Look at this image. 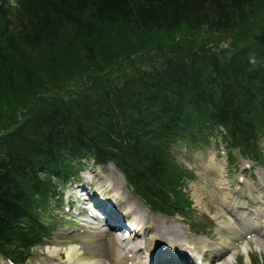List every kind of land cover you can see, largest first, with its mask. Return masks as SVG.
Segmentation results:
<instances>
[{"label":"trees","instance_id":"obj_1","mask_svg":"<svg viewBox=\"0 0 264 264\" xmlns=\"http://www.w3.org/2000/svg\"><path fill=\"white\" fill-rule=\"evenodd\" d=\"M260 1L17 0L15 9L0 4V249L6 257L18 261L41 240L40 218L27 210L46 201L52 177L76 174L77 158L114 161L140 197L170 211L172 206L165 209L160 202L168 204L174 196L180 205L184 179L170 155L175 141L195 144L210 128L222 126L231 146L254 151L264 126V27L256 32L251 23ZM183 24L210 33L242 30L246 37L256 30L234 53L242 40L225 52L198 45L190 57L169 58L152 71L134 70V76L81 100L67 101L75 92L52 74L84 68L75 73L83 75L109 65L101 58L107 48L112 53L108 44L130 29L170 32ZM145 40L130 55L116 52L114 60L155 43ZM84 77L77 85L86 89L93 77L90 72ZM55 89L61 92L51 95ZM80 93L75 97L89 88ZM32 95L39 96L38 103L37 98L28 103L35 107L19 123L14 105ZM4 104L11 113L1 111ZM22 208L25 221L16 224Z\"/></svg>","mask_w":264,"mask_h":264},{"label":"rangeland","instance_id":"obj_2","mask_svg":"<svg viewBox=\"0 0 264 264\" xmlns=\"http://www.w3.org/2000/svg\"><path fill=\"white\" fill-rule=\"evenodd\" d=\"M255 16L251 19V23L255 22V26L257 27V31L259 32L260 29L264 27V0H261L260 3L258 2L255 6ZM260 18V19H259ZM249 25V24H248ZM254 26V27H255ZM134 29H130L127 33H122L123 37L121 36H115L119 42L115 43L114 41L110 42L108 44V47L112 53L109 52L107 48V54L103 55L101 58L105 60H109L111 63L109 65L104 66L102 69H89L86 70L83 75H75L76 72L81 71L79 69H76L75 73H72L68 71V68L59 70L58 72L52 71V74L56 77H60L58 80H63L64 86L70 87L72 91H74V95L67 94V101H69L70 97L72 96L75 100H81L83 99L84 95H97L102 88H104L109 82L115 83H121L123 80L131 75L134 74L133 70L142 69L149 64L151 60H157L158 62H161V57L166 55L167 53H170L172 50L179 51L180 53L184 55H192L195 53V50L198 49V45L204 46L203 44H207L210 47L214 49L215 52L217 51H226L231 49L234 45L238 43V41H241L238 45H236V48L233 49L232 53L239 50L242 46L246 45L247 42L251 41V38L255 32V28L251 29L250 34L248 37H246V34L242 30L236 31L233 34L229 33H221V32H207L205 30L201 31H193L190 30L188 26L183 24L181 27L172 30L170 32L168 31H154V33H141V32H135ZM244 34L243 36L236 37L237 34ZM121 34V35H122ZM236 37L237 42L235 44H232L234 42V38ZM250 41H247L249 40ZM149 40L151 43L156 42L159 46H166L168 47L167 51L161 52L160 57L155 53L151 54L150 57L147 56V51L140 52L135 55H131L130 58L118 61L116 62L114 60V56L118 53H121L122 55H126L128 52L133 50L139 46L142 42ZM111 40V39H110ZM129 40V41H128ZM130 42V44L128 43ZM136 50V49H135ZM129 54V53H128ZM130 55V54H129ZM230 56V55H228ZM149 58V59H148ZM112 61H114L112 63ZM115 65L114 69L112 71H109V67L111 65ZM92 65V64H91ZM82 68V66H81ZM50 70V69H48ZM52 70V68H51ZM87 72H90V76L93 77L92 81L93 83L91 86H87L86 89L89 88V93H83L81 97H75L79 96L81 93L80 91H84L86 89L82 88V85L77 84H83L84 76ZM59 89H55V91H51V95H56L57 93H60L58 91ZM37 98V99H36ZM39 96L32 95L31 97L23 98L21 99L18 104L14 105L16 108H18L17 113V119L20 118L21 123L26 118V112L29 110L30 107H35L36 103H38ZM36 99V100H35ZM35 100L34 105H28L29 102H33ZM4 102V100H2ZM1 102V104H2ZM5 103V102H4ZM27 106V107H26ZM24 107L25 109L20 110L19 108ZM1 111H5L7 114L11 113V109L8 108L7 104H4L3 108H1ZM4 113V112H3ZM25 114V115H24ZM220 136H222L219 132ZM184 147L181 146L180 149L177 151L174 149L173 152V159L174 161L179 164L182 168H191L198 176L197 180L195 179L192 183H189L188 190H190L192 198L196 205V210L198 211L196 213L189 214L187 219L189 221V224L193 228H199L202 229L207 233L208 235H213L215 232V228H218L222 225L229 224V215L226 210H222L220 208V205H223V196L225 193L232 190H235L237 188V175L238 171L235 170L234 166H231V163L228 162L227 156L225 155V151L221 149L218 150L217 147L214 145H211L209 147H201L200 150H194V152L199 154H193L192 156L187 155L184 156ZM214 157L215 161L222 164L224 167V173L222 176V179L220 177H216L214 175V172L210 170L208 165L211 163V158ZM107 173L105 176L107 177V181H109L110 184H112L114 187H116L115 192H120L122 195H125L124 191H128L126 181H124L123 175L119 172V170L114 165H109L105 169ZM97 168L89 167L88 170L83 174V176H92L93 173L97 175L98 173ZM220 188L224 190L225 193H221L218 189H216V184L221 182ZM224 181H226L227 185H223ZM121 187V188H119ZM211 188V191H210ZM122 189V190H121ZM75 189H65L64 195H63V206L59 207V212L57 213L59 216H65V210L64 206L67 205L68 202V194L72 193V191ZM113 191V190H112ZM129 192V191H128ZM228 194V193H227ZM129 199L133 197L131 194L128 196ZM198 197H200V200L198 201ZM90 200V198H89ZM238 200V197L236 195L233 196V199L231 198L228 202L224 201L227 205V207L232 208L234 206L235 201ZM221 201V202H220ZM73 203V202H72ZM74 208L77 207L76 204H73ZM93 210H95L96 207H94L93 204H90ZM145 214L149 215V222L148 226L151 227V219H154L156 217H161L162 219V225L163 226H170L171 223L175 225L174 227L176 229H179L181 231H184L186 236H189V224L185 223L182 217H174V218H168L166 216H160L157 215V213H150L148 209H143ZM55 212H57V209L55 208ZM204 215V216H203ZM205 215L212 219L213 222L206 221ZM47 218L50 220V216L47 213ZM56 219V218H55ZM165 219V220H164ZM58 222H54L56 225V228L59 225V230L56 229V235L58 238H63L65 243L61 244V248L64 250H68L74 242L76 244L82 245V250L86 252V254H91L93 251V246H91L88 243H85V239L82 235V237H77V240H74V238H68V235H64V232H67L66 227H64V224L68 222L70 225V228H74V225H72V221H69V216L64 217L61 220L56 219ZM52 221V220H51ZM200 225L203 228L198 227ZM230 226V225H229ZM193 231V230H192ZM61 234V235H60ZM63 245V246H62ZM95 245V244H94ZM73 247H76V245H72ZM71 246V247H72ZM248 251V252H247ZM244 251L239 249L237 251L239 259L243 260V264H255L256 262L258 264H264L261 263L264 262V243L261 241L253 240L249 243L248 250ZM65 252V251H64ZM60 250V253L62 257H65V253ZM42 254H39V257L36 258V261L34 264H53L58 261V258L56 257L54 260L49 258L47 254H44V252L41 251ZM249 253V255H248ZM88 255H85L86 257ZM252 258V260H251ZM53 262H52V261ZM0 264L1 260H0Z\"/></svg>","mask_w":264,"mask_h":264},{"label":"bare ground","instance_id":"obj_3","mask_svg":"<svg viewBox=\"0 0 264 264\" xmlns=\"http://www.w3.org/2000/svg\"><path fill=\"white\" fill-rule=\"evenodd\" d=\"M134 72V70H133ZM136 74V73H135ZM8 156V154H4L1 157ZM220 173H223V169L219 168L218 170ZM101 185H107L109 188H112V184L108 185L107 181H104ZM98 185L97 186H101ZM108 199V198H107ZM25 200V199H24ZM109 201V200H107ZM27 204L31 202V200H26ZM18 209L22 205L21 203H17ZM136 210L133 208V211ZM29 214H34L35 217H37V210L28 209L27 210ZM25 214V208L22 210L20 209V214L18 218L15 220L17 222L16 224H19L20 222H23L25 220H20V218ZM257 218L255 221L261 222L264 218H261L262 216L257 214H254ZM140 224L145 225L144 223V216L141 215ZM251 221L253 218L250 219ZM153 228H150V233L152 237L155 238L157 241L158 248H161L163 243L173 245L177 248H183L187 244L192 245L195 247V251L198 252L201 256H205L208 261L213 258V261L211 264H237L235 262V256L230 254V248H232L233 239H229V243L226 246H220L219 244L214 243V245L208 243L205 240L197 239L196 237H186L184 236L174 227L175 225L171 224L170 227H166L162 225V219L160 217H156L153 219ZM225 226V225H224ZM110 234H107L106 232L97 229L95 232H93L90 236H87L85 239V242L87 241L91 246H93V249H95V252L91 254V258L86 259L79 249L77 247H70L69 250L66 251V261H68V264H103L106 262V264H128L127 258L130 257L127 255H123L120 253V244L118 243V238L115 237H109ZM136 238V237H135ZM97 241H101L102 245H94ZM104 241H107L108 243L105 244L104 247ZM247 246V245H246ZM244 247V249H248L247 247ZM192 248V247H191ZM5 250V249H4ZM3 249H0V256L7 255L4 252ZM134 252V256L139 259L144 258L143 250L140 247H136ZM182 254H186V251H179ZM52 256L58 255V251H50ZM133 256V253H131ZM106 261H105V260Z\"/></svg>","mask_w":264,"mask_h":264}]
</instances>
